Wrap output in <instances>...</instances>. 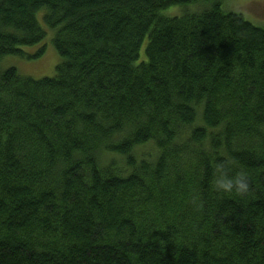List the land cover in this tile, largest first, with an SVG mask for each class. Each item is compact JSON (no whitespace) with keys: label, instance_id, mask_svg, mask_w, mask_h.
<instances>
[{"label":"trees","instance_id":"1","mask_svg":"<svg viewBox=\"0 0 264 264\" xmlns=\"http://www.w3.org/2000/svg\"><path fill=\"white\" fill-rule=\"evenodd\" d=\"M220 1L0 0V62L61 59L0 70V264H264V28Z\"/></svg>","mask_w":264,"mask_h":264},{"label":"rangeland","instance_id":"2","mask_svg":"<svg viewBox=\"0 0 264 264\" xmlns=\"http://www.w3.org/2000/svg\"><path fill=\"white\" fill-rule=\"evenodd\" d=\"M223 11L241 14L248 22L254 26L264 28V0H221ZM195 13V6L172 7L164 12V15L171 17H180L185 12ZM43 13L38 15V20L42 23ZM52 32L47 31V36L43 42L37 46L23 48L26 55H33L44 45L46 47L44 55L36 60H28L16 56L4 58L0 62V70L15 69L21 77L30 78L32 80H41L44 78H52L55 75V68L61 63V59L54 49L51 39ZM144 55V46L141 49Z\"/></svg>","mask_w":264,"mask_h":264},{"label":"clouds","instance_id":"3","mask_svg":"<svg viewBox=\"0 0 264 264\" xmlns=\"http://www.w3.org/2000/svg\"><path fill=\"white\" fill-rule=\"evenodd\" d=\"M237 184H238V191L240 192V193H244V192H246L247 191V184L245 183V182H242V181H237ZM227 187H231V185L229 184V185H227Z\"/></svg>","mask_w":264,"mask_h":264}]
</instances>
